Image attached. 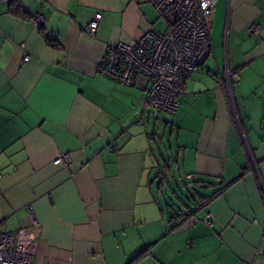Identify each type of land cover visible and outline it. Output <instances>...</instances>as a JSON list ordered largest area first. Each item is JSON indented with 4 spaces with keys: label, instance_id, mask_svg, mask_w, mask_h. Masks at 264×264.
I'll list each match as a JSON object with an SVG mask.
<instances>
[{
    "label": "crops",
    "instance_id": "obj_1",
    "mask_svg": "<svg viewBox=\"0 0 264 264\" xmlns=\"http://www.w3.org/2000/svg\"><path fill=\"white\" fill-rule=\"evenodd\" d=\"M158 20L150 0H0V224L33 214V264H264V0H216L210 54L164 121L180 179L225 187L199 209L154 200L156 111L100 71Z\"/></svg>",
    "mask_w": 264,
    "mask_h": 264
},
{
    "label": "built area",
    "instance_id": "obj_2",
    "mask_svg": "<svg viewBox=\"0 0 264 264\" xmlns=\"http://www.w3.org/2000/svg\"><path fill=\"white\" fill-rule=\"evenodd\" d=\"M150 1L165 23L164 31H146L133 44L109 46L100 71L124 86L144 91L143 109L174 114L179 108L182 84L210 54L209 37L216 0ZM101 17L96 13L89 21L86 27L89 37H95ZM32 24L43 27V16L35 15ZM248 32L258 37L260 26L251 23ZM27 60L23 58V62ZM231 77L236 79L237 75ZM53 163L69 167L71 160L68 154H61ZM26 217L28 223L15 232L3 230L0 224V264H33L37 249L34 231L39 226L30 211ZM203 221L213 228L209 216Z\"/></svg>",
    "mask_w": 264,
    "mask_h": 264
},
{
    "label": "rangeland",
    "instance_id": "obj_3",
    "mask_svg": "<svg viewBox=\"0 0 264 264\" xmlns=\"http://www.w3.org/2000/svg\"><path fill=\"white\" fill-rule=\"evenodd\" d=\"M154 30L158 32H163L165 29V24L162 20H158V22L153 27ZM147 114V112H146ZM151 116V126H147L148 129H152L153 125L155 124V131H156V142L158 143L157 148L155 146V154L157 155V163L160 165L157 167L155 165V170L153 174V186L151 187L152 196L155 201L159 202L164 211H166V204H170L172 208L176 207H193V197L195 189L192 183H187L185 180H181L184 177L183 169L181 166V161L179 163V167L177 163V148L175 142L170 139V129H166L164 126V121L171 122L172 114L164 113V112H155ZM156 119V120H154ZM152 146H154L153 142H151ZM172 145V148L170 146ZM158 152L160 155L164 157V160H161L158 156ZM166 162V166L163 162ZM157 169V171H156ZM180 169V170H179ZM160 175L158 176L157 174ZM181 172V173H179ZM169 180L170 182L167 183ZM182 183L188 186V190H184ZM197 191L201 193V195L207 196L213 193L214 189H200L197 188ZM188 192V193H187ZM175 193V195H174ZM182 201L183 204L180 202Z\"/></svg>",
    "mask_w": 264,
    "mask_h": 264
},
{
    "label": "trees",
    "instance_id": "obj_4",
    "mask_svg": "<svg viewBox=\"0 0 264 264\" xmlns=\"http://www.w3.org/2000/svg\"><path fill=\"white\" fill-rule=\"evenodd\" d=\"M13 13H15V11H13ZM192 184L195 187V189L193 190V192H194L193 202H194V204H196V206H198L197 209L203 207L204 205H206V203H208L209 201H211L212 199H214L215 197H217L224 190V188H225L224 187V188H221V189L213 192L210 196H203V195H201V193H199L197 191V188H200V189L205 190V189H209L211 187H215V185L212 182H208V183H204V182H194ZM182 185H183L184 190L187 191L188 190L187 185L184 184V183H182ZM174 195H175V193H174ZM180 202L183 204L182 201H180ZM166 205H167L166 207L169 208L170 210H174L175 209V208H172L170 204H166ZM176 208H177V210L181 211V209L179 207H176Z\"/></svg>",
    "mask_w": 264,
    "mask_h": 264
}]
</instances>
